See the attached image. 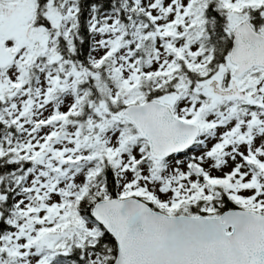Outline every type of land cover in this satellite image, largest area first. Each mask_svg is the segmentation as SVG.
Wrapping results in <instances>:
<instances>
[{"label":"snow or ice","instance_id":"obj_1","mask_svg":"<svg viewBox=\"0 0 264 264\" xmlns=\"http://www.w3.org/2000/svg\"><path fill=\"white\" fill-rule=\"evenodd\" d=\"M0 264H264V0H0Z\"/></svg>","mask_w":264,"mask_h":264}]
</instances>
